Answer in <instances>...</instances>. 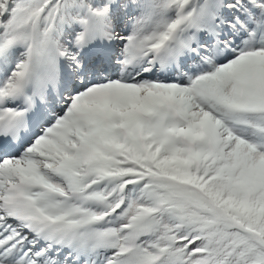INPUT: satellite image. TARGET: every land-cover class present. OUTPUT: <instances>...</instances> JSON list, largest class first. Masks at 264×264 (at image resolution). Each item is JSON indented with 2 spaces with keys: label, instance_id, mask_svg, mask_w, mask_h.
I'll use <instances>...</instances> for the list:
<instances>
[{
  "label": "snow or ice",
  "instance_id": "1",
  "mask_svg": "<svg viewBox=\"0 0 264 264\" xmlns=\"http://www.w3.org/2000/svg\"><path fill=\"white\" fill-rule=\"evenodd\" d=\"M0 264H264V0H0Z\"/></svg>",
  "mask_w": 264,
  "mask_h": 264
}]
</instances>
